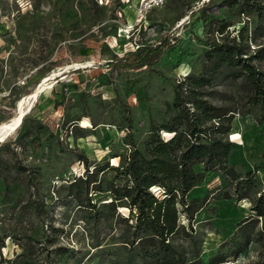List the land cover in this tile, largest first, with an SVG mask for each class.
Here are the masks:
<instances>
[{
	"label": "rangeland",
	"instance_id": "374dc122",
	"mask_svg": "<svg viewBox=\"0 0 264 264\" xmlns=\"http://www.w3.org/2000/svg\"><path fill=\"white\" fill-rule=\"evenodd\" d=\"M141 1L0 0V264H168L129 245L137 213L125 199L110 206V189L131 184L126 155L145 153L153 129L183 122L174 99L192 81L207 80L197 89L213 112L234 117L221 134L233 168L243 178L264 167V104L212 56L215 41L237 37L264 75V0H162L138 22ZM156 46L143 67L118 66ZM255 174L247 188L206 173L190 197L210 188V200L193 231L180 216L172 262L264 264V215L252 210L264 170Z\"/></svg>",
	"mask_w": 264,
	"mask_h": 264
},
{
	"label": "trees",
	"instance_id": "16d2710c",
	"mask_svg": "<svg viewBox=\"0 0 264 264\" xmlns=\"http://www.w3.org/2000/svg\"><path fill=\"white\" fill-rule=\"evenodd\" d=\"M241 31L242 29L240 33ZM224 32L223 29L220 33ZM236 38L233 37L230 44L215 41L212 56L216 57L220 64L237 69L232 75H245L252 87L255 103L262 101L264 104V75L249 63L250 58L243 56L245 53ZM238 38H242L241 34ZM160 50V46L138 48L126 59H119L118 66L121 69L141 68ZM205 81L207 80L192 81L186 89L187 92L176 94L174 106L180 109L183 122L164 125L165 130L153 129L145 153L136 149L126 155L128 160L123 170L124 174L130 177L131 184H113L110 189L113 197L110 206L115 207L117 201L125 199L137 213L134 225H131L135 232L128 242L129 245L138 246L144 253L163 259L168 264H177L172 262L175 250L170 238L185 228L180 223V216L187 215L193 231L191 221L194 220L195 214L203 209L204 202L210 200V192L204 198H188V193L204 181L206 173L221 174L227 182L237 181V184L243 183L247 188H251L257 181L254 178L255 172L264 170V167L247 170L242 178L233 168L235 164L230 162L232 144L221 134L231 131L234 117L228 116L227 113L213 112L215 108L197 89ZM189 105H192L194 110L189 108ZM209 122V126H206ZM181 125H185V128L180 129ZM167 134L169 136H166ZM201 164L203 171L197 167ZM73 178L74 181L70 185L76 183L81 176ZM158 191H161V197L156 194ZM247 197V194H242L237 198ZM224 198L234 197L226 195ZM252 210L257 216L264 215V193L254 200ZM246 221L248 220H243L242 223Z\"/></svg>",
	"mask_w": 264,
	"mask_h": 264
},
{
	"label": "built area",
	"instance_id": "2783aa9c",
	"mask_svg": "<svg viewBox=\"0 0 264 264\" xmlns=\"http://www.w3.org/2000/svg\"><path fill=\"white\" fill-rule=\"evenodd\" d=\"M162 0H142L140 2L138 12H137V21L141 22L145 17L146 13L161 4Z\"/></svg>",
	"mask_w": 264,
	"mask_h": 264
},
{
	"label": "crops",
	"instance_id": "0c3cea01",
	"mask_svg": "<svg viewBox=\"0 0 264 264\" xmlns=\"http://www.w3.org/2000/svg\"><path fill=\"white\" fill-rule=\"evenodd\" d=\"M233 150H234V148H232L231 155H230V162H231V163H232V161H231V157H232ZM254 155H255V154H254ZM256 158H257V157H256ZM250 170H252V169H250ZM208 173H211V172H208ZM214 175H215V173H214ZM263 175H264V174H263ZM200 184H201V183H200ZM198 185H199V184H198ZM198 185H197V187H194V188L188 193V198H189V199H191L190 195H191V193H192L196 188H198ZM217 187H218V186H217ZM217 187H216V188H217ZM207 189H208V188H207ZM208 191H209V192H212L210 188L208 189ZM213 194H214V193H213ZM213 201H214V200L210 201V203L213 202ZM220 202H222V201H220ZM220 202H218V204H217V203H214V204H213V207H221V204H219ZM225 202H226V201H225ZM202 210H204V209H201L200 211H198V212L196 213V215H197V214H201V213H202V212H201Z\"/></svg>",
	"mask_w": 264,
	"mask_h": 264
},
{
	"label": "bare ground",
	"instance_id": "6f19581e",
	"mask_svg": "<svg viewBox=\"0 0 264 264\" xmlns=\"http://www.w3.org/2000/svg\"><path fill=\"white\" fill-rule=\"evenodd\" d=\"M135 1H137V0H135ZM137 12H138V8H137ZM136 17H137V15H136ZM124 31H125V30H124ZM116 41H117V42H118V41H124V37L120 38L119 40L117 39ZM23 118H24V117L21 118L20 123L18 124V126L21 125V124L23 123ZM16 128H17V127H16ZM201 166H202V164H201Z\"/></svg>",
	"mask_w": 264,
	"mask_h": 264
}]
</instances>
